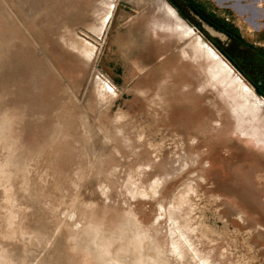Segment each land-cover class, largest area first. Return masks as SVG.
Segmentation results:
<instances>
[{"label": "rangeland", "instance_id": "rangeland-1", "mask_svg": "<svg viewBox=\"0 0 264 264\" xmlns=\"http://www.w3.org/2000/svg\"><path fill=\"white\" fill-rule=\"evenodd\" d=\"M205 4L0 0V264H264V18Z\"/></svg>", "mask_w": 264, "mask_h": 264}, {"label": "crops", "instance_id": "crops-1", "mask_svg": "<svg viewBox=\"0 0 264 264\" xmlns=\"http://www.w3.org/2000/svg\"><path fill=\"white\" fill-rule=\"evenodd\" d=\"M197 5H204L200 0H194ZM206 6H221L223 11L229 14V21H232V16H237L245 22V26L250 28L253 23H262L264 18V0H207ZM214 7V6H213ZM215 12V8H212ZM235 27V26H232Z\"/></svg>", "mask_w": 264, "mask_h": 264}, {"label": "bare ground", "instance_id": "bare-ground-1", "mask_svg": "<svg viewBox=\"0 0 264 264\" xmlns=\"http://www.w3.org/2000/svg\"><path fill=\"white\" fill-rule=\"evenodd\" d=\"M163 2V1H162ZM161 2V3H162ZM164 4H163V6H165L166 7V9H167V5L165 4V2H163ZM167 11H171V9L169 10V8H168V10ZM174 11V10H173ZM173 11H171L172 13H174ZM171 13V14H172ZM172 15H175V13L174 14H172ZM177 16L175 15V18H176ZM178 19V18H177ZM174 25V24H173ZM175 26V25H174ZM184 29V28H183ZM197 40V39H196ZM199 41V40H198ZM204 42V41H203ZM201 44V43H200ZM199 44V45H200ZM198 45V44H197ZM201 46H202V44H201ZM201 48V47H200ZM203 48H204V45H203ZM203 48H201V49H203ZM205 52H207V50L205 51ZM241 91V90H240ZM261 106V105H260ZM261 108H262V106H261ZM7 124H6V122H2V123H0V141L3 139V137L5 136V132H4V130H5V128L7 127L6 126ZM0 167L1 168H4V167H2L1 165H0ZM1 170V169H0ZM1 178V177H0ZM2 183V182H1ZM7 187L5 186V189H6ZM8 192V191H7ZM10 193V192H9ZM74 213V212H73ZM77 215V214H76ZM74 217V216H73ZM82 217V216H81ZM69 218H71V217H69ZM83 220V219H82ZM79 223V222H78ZM73 226V225H72ZM80 226V225H79ZM108 232H109V230H108ZM110 233V232H109ZM108 234V233H107ZM90 236V235H89ZM108 237L110 238L111 237V235L109 236V234H108ZM108 237H106V238H102V236H100L98 239L100 240V241H94V243L96 244L95 245V247H94V249H91L92 251H90V252H86V255H88V256H90V255H99V256H102V257H104V258H106V259H109V246H110V242L108 241ZM91 238V237H90ZM90 238H88L89 239V241H90ZM102 238V239H101ZM135 237H133V236H130V237H128V236H125V235H123V234H120L119 235V241H120V245H119V247L121 248V250H123V252L124 253H126V254H129L131 251H130V243L133 241V239H134ZM87 239V238H86ZM85 239V240H86ZM110 240V239H109ZM88 241V240H87ZM86 241V242H87ZM177 242V241H176ZM75 243H78V245L80 244H82V245H86V243L83 241V240H81V241H77V242H75ZM176 245H178V244H176ZM90 247V246H89ZM172 247V246H171ZM154 249H156V248H154ZM89 250H90V248H89ZM185 250V249H184ZM173 251V250H172ZM158 252V251H157ZM159 252H160V250H159ZM177 252V251H176ZM161 253V252H160ZM158 254V253H157ZM111 255H112V253H111ZM160 255V254H159ZM161 255H163V254H161ZM184 255H185V253H184ZM153 256V255H152ZM151 255H150V257H152ZM181 256V255H180ZM154 257V256H153ZM188 258H189V256H187ZM152 259V258H151ZM154 259V258H153ZM110 260V259H109ZM119 260V259H118ZM153 261V260H152ZM166 261V260H165ZM124 262H126L125 260L123 261V262H121V263H112V264H125ZM155 262V261H154ZM163 263V262H162Z\"/></svg>", "mask_w": 264, "mask_h": 264}, {"label": "trees", "instance_id": "trees-1", "mask_svg": "<svg viewBox=\"0 0 264 264\" xmlns=\"http://www.w3.org/2000/svg\"><path fill=\"white\" fill-rule=\"evenodd\" d=\"M192 1V4L194 5V6H199V5H197V4H195L194 2V0H191Z\"/></svg>", "mask_w": 264, "mask_h": 264}]
</instances>
